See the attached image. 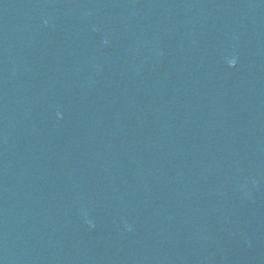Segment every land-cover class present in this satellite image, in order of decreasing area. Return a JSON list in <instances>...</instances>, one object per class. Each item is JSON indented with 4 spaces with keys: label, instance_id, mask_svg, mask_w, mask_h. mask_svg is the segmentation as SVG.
Listing matches in <instances>:
<instances>
[{
    "label": "water",
    "instance_id": "95a60500",
    "mask_svg": "<svg viewBox=\"0 0 264 264\" xmlns=\"http://www.w3.org/2000/svg\"><path fill=\"white\" fill-rule=\"evenodd\" d=\"M0 264H264V0H0Z\"/></svg>",
    "mask_w": 264,
    "mask_h": 264
},
{
    "label": "clouds",
    "instance_id": "9594fccd",
    "mask_svg": "<svg viewBox=\"0 0 264 264\" xmlns=\"http://www.w3.org/2000/svg\"><path fill=\"white\" fill-rule=\"evenodd\" d=\"M230 63L234 66L235 63H236V61L235 60H232Z\"/></svg>",
    "mask_w": 264,
    "mask_h": 264
}]
</instances>
